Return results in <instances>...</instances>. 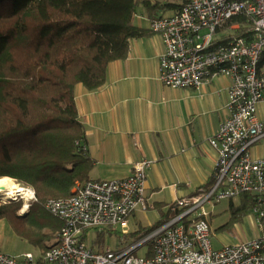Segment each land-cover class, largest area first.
<instances>
[{
    "label": "built area",
    "instance_id": "built-area-1",
    "mask_svg": "<svg viewBox=\"0 0 264 264\" xmlns=\"http://www.w3.org/2000/svg\"><path fill=\"white\" fill-rule=\"evenodd\" d=\"M243 19L228 28L233 19ZM243 27L246 37H232ZM149 31L160 36L158 81L165 87L198 90L211 78L229 77L227 119L209 140L217 159L212 185L201 187L169 209L170 220L144 238L118 250L97 252L88 232L129 235L128 218L150 208L145 195L151 161L135 164L129 177L76 185L72 196L48 200L45 210L61 222L57 245L35 257L15 258L0 251V264H264V235L254 241L213 249L206 204L253 195V214L264 216V159L251 148L264 138V0H186L173 16L151 20ZM19 190V191H18ZM7 202L22 201L23 213L35 201L31 188H18ZM4 202V201H2ZM144 249L141 257L137 251Z\"/></svg>",
    "mask_w": 264,
    "mask_h": 264
},
{
    "label": "trees",
    "instance_id": "trees-1",
    "mask_svg": "<svg viewBox=\"0 0 264 264\" xmlns=\"http://www.w3.org/2000/svg\"><path fill=\"white\" fill-rule=\"evenodd\" d=\"M138 4V0H0V179L10 178L35 193L25 216L18 214L22 202H11L0 206V220L40 254L57 245L61 228L45 203L69 198L76 185L92 181L85 132L75 107L76 88L97 91L105 83L107 66L127 57L129 41L147 35L132 23ZM242 22L233 19L225 28ZM232 37H246L245 29L233 31ZM259 66L264 75V52ZM212 183L210 179L204 187ZM238 202L237 208L230 202L233 219L253 214L255 196L242 195ZM253 215L263 226L264 216ZM171 216H161L152 226L129 235L96 234L116 236L128 244ZM103 250L99 246L97 252Z\"/></svg>",
    "mask_w": 264,
    "mask_h": 264
},
{
    "label": "crops",
    "instance_id": "crops-1",
    "mask_svg": "<svg viewBox=\"0 0 264 264\" xmlns=\"http://www.w3.org/2000/svg\"><path fill=\"white\" fill-rule=\"evenodd\" d=\"M138 1L132 23L147 35L129 41L127 57L107 66L105 83L97 91L78 85L75 107L92 163L90 180H123L135 164L152 162L144 187L147 211L157 222L161 216H171L169 209L176 201L188 198L212 178L217 154L209 140L228 117L232 81L218 76L198 90L163 86L158 67L164 46L160 36L149 31V23L175 15L185 0ZM251 156L264 159L258 152ZM145 212L129 216L128 226H135L131 232L145 228L138 219V213ZM0 251L5 253L1 247Z\"/></svg>",
    "mask_w": 264,
    "mask_h": 264
},
{
    "label": "rangeland",
    "instance_id": "rangeland-1",
    "mask_svg": "<svg viewBox=\"0 0 264 264\" xmlns=\"http://www.w3.org/2000/svg\"><path fill=\"white\" fill-rule=\"evenodd\" d=\"M170 2L180 3L182 0H164ZM152 33V32H151ZM257 116L260 120L264 121V105H259L257 107ZM257 153L259 157L264 158V138L261 139L258 143L255 144L250 150V153ZM16 188H25L23 185L17 184L14 180L8 178ZM29 189V188H28ZM8 198V197H7ZM6 199L0 201V206L11 203L12 201L7 202ZM21 201V200H19ZM18 202V201H16ZM22 202V201H21ZM230 202L233 206L237 208L240 204L237 199L233 200H222L218 203L210 202L206 204L204 209L206 211V221L208 223L211 235V243L213 249H220L223 246L239 244L242 242L254 241L264 235V224L260 226L256 216L253 214L237 215V219L232 218V211L230 210ZM22 206L18 212L20 216H25L28 210L20 213ZM152 211H146L145 213H138V219L140 220L142 227H150V225L156 222V219ZM132 226L135 224L131 219ZM135 226L129 227L130 230H133ZM96 231L90 230L88 232L87 244L89 247L98 250L99 246H102L103 249L109 248L110 250H118L123 245V242L120 241L116 236L103 235L101 238L97 236ZM102 241V244L100 243ZM122 242V243H121ZM0 247L4 251V254L9 256L20 258L26 253H31L35 257L40 254V250L34 248L28 243L21 241L17 238L9 224L0 220ZM144 249L136 252V257H141L144 253Z\"/></svg>",
    "mask_w": 264,
    "mask_h": 264
},
{
    "label": "bare ground",
    "instance_id": "bare-ground-1",
    "mask_svg": "<svg viewBox=\"0 0 264 264\" xmlns=\"http://www.w3.org/2000/svg\"><path fill=\"white\" fill-rule=\"evenodd\" d=\"M17 190L18 188L8 178L0 179V201L19 191Z\"/></svg>",
    "mask_w": 264,
    "mask_h": 264
}]
</instances>
